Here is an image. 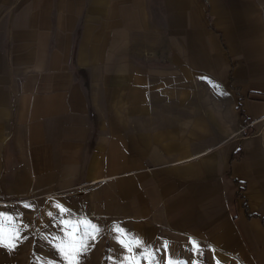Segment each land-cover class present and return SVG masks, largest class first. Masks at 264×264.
<instances>
[{"label": "crops", "instance_id": "crops-1", "mask_svg": "<svg viewBox=\"0 0 264 264\" xmlns=\"http://www.w3.org/2000/svg\"><path fill=\"white\" fill-rule=\"evenodd\" d=\"M5 208L264 264V0H0Z\"/></svg>", "mask_w": 264, "mask_h": 264}, {"label": "rangeland", "instance_id": "rangeland-1", "mask_svg": "<svg viewBox=\"0 0 264 264\" xmlns=\"http://www.w3.org/2000/svg\"><path fill=\"white\" fill-rule=\"evenodd\" d=\"M0 215L12 216L7 208L0 210ZM63 221L70 220L66 218L65 214H59L42 229L23 231L19 228L20 236L14 241V248L0 246V264H69L57 247L65 241L67 236L68 230ZM79 231L82 235L86 229L81 226ZM117 237L99 230L95 239L85 238L86 250L80 253L78 264H126L132 258L138 264H147L146 260L140 259L144 248L133 245L129 252L118 242ZM11 242V236L4 241L6 244ZM163 258L161 254H155V259L161 264L164 261Z\"/></svg>", "mask_w": 264, "mask_h": 264}, {"label": "snow or ice", "instance_id": "snow-or-ice-1", "mask_svg": "<svg viewBox=\"0 0 264 264\" xmlns=\"http://www.w3.org/2000/svg\"><path fill=\"white\" fill-rule=\"evenodd\" d=\"M28 207V205H25ZM61 212H64V209H60ZM63 224L67 231V236L65 241L58 245L57 247L63 253L65 259L69 261V264H78V257L82 251L86 250L85 238L87 239H95V236L98 234L99 229L92 225L90 222L86 220H80L75 223L71 221H63ZM83 226L86 231L81 235L79 229ZM119 233L117 239L118 242L124 246L129 252L133 245L139 246L140 241L135 240L134 238L128 239L127 234L122 229H116ZM11 236L12 242L10 244L4 243V241ZM20 230L13 223V218L0 215V246H11L15 247L14 241L19 239ZM127 241V242H126ZM193 245V251H199V245L195 241H191ZM165 249L167 248V242H164L162 245ZM143 255H141V260H146L147 264H161L160 261L155 259V253L147 248L142 249ZM126 264H138V262L132 258L129 259ZM162 264H185V262L173 260L170 256L167 257Z\"/></svg>", "mask_w": 264, "mask_h": 264}]
</instances>
